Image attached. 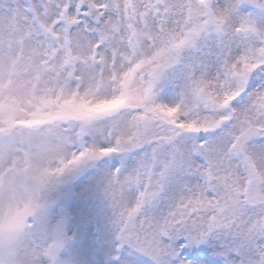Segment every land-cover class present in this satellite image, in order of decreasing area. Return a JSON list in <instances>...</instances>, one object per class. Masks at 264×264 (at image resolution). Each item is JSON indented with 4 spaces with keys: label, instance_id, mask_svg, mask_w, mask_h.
I'll use <instances>...</instances> for the list:
<instances>
[{
    "label": "snow or ice",
    "instance_id": "obj_1",
    "mask_svg": "<svg viewBox=\"0 0 264 264\" xmlns=\"http://www.w3.org/2000/svg\"><path fill=\"white\" fill-rule=\"evenodd\" d=\"M0 264H264V0H0Z\"/></svg>",
    "mask_w": 264,
    "mask_h": 264
}]
</instances>
